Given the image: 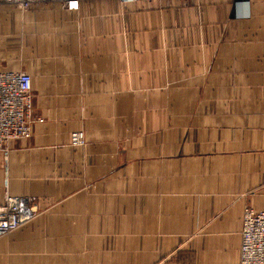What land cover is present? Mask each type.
<instances>
[{
	"label": "crops",
	"instance_id": "crops-1",
	"mask_svg": "<svg viewBox=\"0 0 264 264\" xmlns=\"http://www.w3.org/2000/svg\"><path fill=\"white\" fill-rule=\"evenodd\" d=\"M0 0V73L31 78V136L0 154L37 215L0 264H239L264 211V0ZM81 134L83 144L71 145Z\"/></svg>",
	"mask_w": 264,
	"mask_h": 264
},
{
	"label": "built area",
	"instance_id": "built-area-1",
	"mask_svg": "<svg viewBox=\"0 0 264 264\" xmlns=\"http://www.w3.org/2000/svg\"><path fill=\"white\" fill-rule=\"evenodd\" d=\"M4 4L26 11L35 5L57 4L66 12H77L80 0H2ZM138 1L147 3L161 0H117L121 7ZM182 3L191 0H177ZM248 0H235L237 18L249 17ZM42 123L31 117V78L23 72L0 73V154L7 156L11 142L31 136L32 126ZM83 144L81 134L71 136V145ZM37 215L33 198L5 194L0 203V238L16 231ZM239 264H264V211L245 209L241 219Z\"/></svg>",
	"mask_w": 264,
	"mask_h": 264
},
{
	"label": "bare ground",
	"instance_id": "bare-ground-1",
	"mask_svg": "<svg viewBox=\"0 0 264 264\" xmlns=\"http://www.w3.org/2000/svg\"><path fill=\"white\" fill-rule=\"evenodd\" d=\"M79 146H81V145H79Z\"/></svg>",
	"mask_w": 264,
	"mask_h": 264
}]
</instances>
